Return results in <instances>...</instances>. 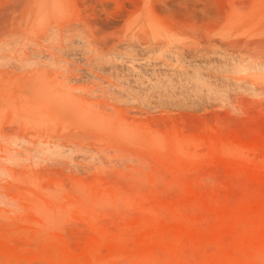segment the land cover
Wrapping results in <instances>:
<instances>
[{"label": "rangeland", "instance_id": "374dc122", "mask_svg": "<svg viewBox=\"0 0 264 264\" xmlns=\"http://www.w3.org/2000/svg\"><path fill=\"white\" fill-rule=\"evenodd\" d=\"M0 264H264V0H0Z\"/></svg>", "mask_w": 264, "mask_h": 264}, {"label": "bare ground", "instance_id": "6f19581e", "mask_svg": "<svg viewBox=\"0 0 264 264\" xmlns=\"http://www.w3.org/2000/svg\"><path fill=\"white\" fill-rule=\"evenodd\" d=\"M182 7V6H181ZM195 7V6H194ZM198 8V7H197ZM226 8V7H225ZM194 11H197V9L196 10H194ZM197 13V12H196ZM233 55V54H232ZM240 58V57H239ZM195 66V65H194ZM228 66V65H227ZM227 68V67H226Z\"/></svg>", "mask_w": 264, "mask_h": 264}]
</instances>
